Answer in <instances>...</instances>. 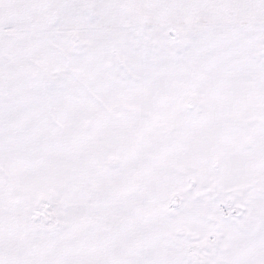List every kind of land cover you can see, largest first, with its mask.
Returning a JSON list of instances; mask_svg holds the SVG:
<instances>
[{"label":"snow or ice","instance_id":"obj_1","mask_svg":"<svg viewBox=\"0 0 264 264\" xmlns=\"http://www.w3.org/2000/svg\"><path fill=\"white\" fill-rule=\"evenodd\" d=\"M0 264H264V0H0Z\"/></svg>","mask_w":264,"mask_h":264}]
</instances>
